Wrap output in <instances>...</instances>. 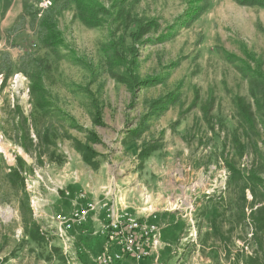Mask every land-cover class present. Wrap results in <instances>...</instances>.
<instances>
[{"label": "rangeland", "instance_id": "374dc122", "mask_svg": "<svg viewBox=\"0 0 264 264\" xmlns=\"http://www.w3.org/2000/svg\"><path fill=\"white\" fill-rule=\"evenodd\" d=\"M26 1L55 4V49ZM26 1L0 0V264H97L107 210L160 227L132 264H264V7L82 0L90 25ZM81 191L98 209L64 244Z\"/></svg>", "mask_w": 264, "mask_h": 264}, {"label": "built area", "instance_id": "2783aa9c", "mask_svg": "<svg viewBox=\"0 0 264 264\" xmlns=\"http://www.w3.org/2000/svg\"><path fill=\"white\" fill-rule=\"evenodd\" d=\"M74 200V208L69 213L59 212L52 217L56 230L53 235L64 244L70 241L66 233L81 228L98 209L85 192H79ZM99 227L104 241L97 264H122L126 260L140 262L149 258L159 244L160 227L153 219L141 220L127 212L107 210Z\"/></svg>", "mask_w": 264, "mask_h": 264}, {"label": "trees", "instance_id": "16d2710c", "mask_svg": "<svg viewBox=\"0 0 264 264\" xmlns=\"http://www.w3.org/2000/svg\"><path fill=\"white\" fill-rule=\"evenodd\" d=\"M26 1V0H25ZM69 1L75 5L76 14L79 18V20L84 24H90L94 22L95 19L87 18L86 14H90L92 17H96V14L98 13L97 8L91 7L85 3L82 2V0H66ZM239 5H248V6H259L264 7V0H234ZM8 3L3 4V9L7 7ZM55 4H52L48 8L41 10L39 18H37V35L41 42V44L44 45V47L49 49H55L57 45V30L55 27V20H54V14H55ZM24 13L29 15L30 17H36L38 14L34 9V4L28 5V1L24 3ZM96 21V20H95ZM35 93V92H34ZM43 100L40 99V101L35 102L36 106L39 108L44 109L45 105L43 106ZM98 119V118H96ZM80 145V144H78ZM79 151L82 153L83 161L88 164L95 166V151H93L89 146L87 145H80ZM152 151L148 150H142L141 156L144 158L148 153ZM7 180L10 182H14L13 178L19 180L22 183V179L19 176V173L16 169L12 168L11 171L6 175ZM264 224L261 226V230L264 229ZM29 236L34 239V233L30 232Z\"/></svg>", "mask_w": 264, "mask_h": 264}, {"label": "crops", "instance_id": "0c3cea01", "mask_svg": "<svg viewBox=\"0 0 264 264\" xmlns=\"http://www.w3.org/2000/svg\"><path fill=\"white\" fill-rule=\"evenodd\" d=\"M90 198V197H89ZM134 261L132 260H126L125 262H123L122 264H132Z\"/></svg>", "mask_w": 264, "mask_h": 264}]
</instances>
